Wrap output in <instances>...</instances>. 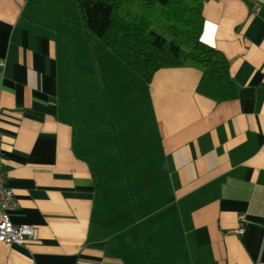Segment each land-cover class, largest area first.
<instances>
[{
  "label": "crops",
  "instance_id": "obj_1",
  "mask_svg": "<svg viewBox=\"0 0 264 264\" xmlns=\"http://www.w3.org/2000/svg\"><path fill=\"white\" fill-rule=\"evenodd\" d=\"M75 18L83 29L66 0H0L2 170L12 223L37 229L22 245L0 244V264H264V0L204 2L201 41L228 59L235 100L197 93L192 67L144 83L158 156L144 143L148 124L118 126L117 136L110 123L98 143L76 134L74 99L59 83L60 53L87 35ZM133 99L142 109L141 89ZM89 157L111 164L119 184L100 179L107 172ZM155 157L168 191L156 186L161 175L135 202L130 183ZM238 215L244 235L233 233Z\"/></svg>",
  "mask_w": 264,
  "mask_h": 264
},
{
  "label": "trees",
  "instance_id": "obj_2",
  "mask_svg": "<svg viewBox=\"0 0 264 264\" xmlns=\"http://www.w3.org/2000/svg\"><path fill=\"white\" fill-rule=\"evenodd\" d=\"M204 0H76L83 29L148 85L161 69L192 67L196 91L216 103L237 98L229 61L201 41Z\"/></svg>",
  "mask_w": 264,
  "mask_h": 264
},
{
  "label": "rangeland",
  "instance_id": "obj_3",
  "mask_svg": "<svg viewBox=\"0 0 264 264\" xmlns=\"http://www.w3.org/2000/svg\"><path fill=\"white\" fill-rule=\"evenodd\" d=\"M66 4L79 13L76 0H74V3H72V0H66ZM64 7H66L65 4ZM75 20L74 30L78 34L81 31L84 32L80 19L75 18ZM78 38H81V40L77 43L73 37H70L73 40L70 45L79 51L64 52L59 55L61 59L59 64V83L61 89L67 88L71 92L69 93L71 95L70 98L74 99L71 107L75 110L73 126H75L76 134H80L81 139L87 141L86 136L93 132L97 135L98 143L108 137L107 133L109 132L110 123L112 124L110 125L112 129L114 130L115 128L117 136L118 126L123 127L125 125V127H128L131 125L137 129L140 127L136 125L148 124V130L144 133V143H146V148L150 152L158 156L159 143L153 132L154 123L149 116L150 114L146 115L144 112V106L147 102L143 97L144 82L142 79L136 72L128 69L110 49L96 38L85 34L84 36H78ZM140 89L141 99L138 102L141 104V101H143L142 109L137 107L138 103L133 99L134 94ZM139 111L142 112L141 117L139 116ZM89 159L95 171L99 170V167L106 170L107 173L105 175H99L100 173L96 172L99 178L102 176V178L109 179L110 181L107 182L109 184L112 182L115 185L119 184L116 183V179L111 178V174L117 178L116 171L113 170L111 164L104 166L97 164L98 160L96 158L89 157ZM99 159H102L101 156H99ZM153 161H156V163L146 164V172H144L143 168V175L139 181L134 180L130 183L133 188L135 202H138V193L140 191L142 195L145 192L154 191L155 184L161 175V181L156 186H165V193L168 191L166 188L167 184L164 183V168L159 163V157H155ZM139 182L145 187L140 188L138 186ZM149 203L151 209L156 208L157 205L154 200L150 199ZM141 206L142 204L139 205V208Z\"/></svg>",
  "mask_w": 264,
  "mask_h": 264
},
{
  "label": "built area",
  "instance_id": "obj_4",
  "mask_svg": "<svg viewBox=\"0 0 264 264\" xmlns=\"http://www.w3.org/2000/svg\"><path fill=\"white\" fill-rule=\"evenodd\" d=\"M207 1V0H204ZM258 6L253 7L254 12H258ZM2 135L0 133V149ZM1 151V150H0ZM17 208V202L11 189L7 186V176L2 170V159L0 152V244L5 245H22L26 239H36L37 229L31 226H15L10 219V212ZM237 221L239 227L233 231L238 235L245 233V216L238 215Z\"/></svg>",
  "mask_w": 264,
  "mask_h": 264
}]
</instances>
